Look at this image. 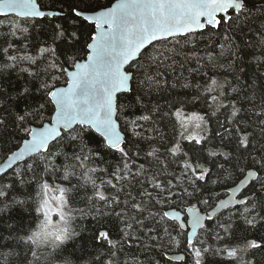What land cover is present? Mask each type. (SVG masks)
I'll return each mask as SVG.
<instances>
[{"label":"snow or ice","instance_id":"obj_1","mask_svg":"<svg viewBox=\"0 0 264 264\" xmlns=\"http://www.w3.org/2000/svg\"><path fill=\"white\" fill-rule=\"evenodd\" d=\"M260 69L264 0H0V264H259Z\"/></svg>","mask_w":264,"mask_h":264},{"label":"trees","instance_id":"obj_2","mask_svg":"<svg viewBox=\"0 0 264 264\" xmlns=\"http://www.w3.org/2000/svg\"><path fill=\"white\" fill-rule=\"evenodd\" d=\"M45 2L47 3V0H45ZM255 37L253 36V34L249 33L248 36L245 38V39H254ZM149 51H151V49H149ZM246 51H248L250 54L249 56H246L245 57V62L246 63H251V54H252V50L251 49H246ZM241 55H243V53H241ZM178 61L181 60L180 57L177 58ZM221 62H224L223 60ZM188 67H195V64L192 63V64H188L186 65L185 67V70H184V77L188 78L189 80H192L193 77L195 76V74H192V75H189L188 71L186 70ZM261 71H264V69H260ZM180 69L179 67L176 68V72H177V75H179L180 73ZM220 72L224 73L225 75H227L228 73L225 72V70L221 69L219 70ZM247 73L249 76H251L255 71H256V65L255 63H252V67L250 69H246ZM232 77L229 75V79H231ZM170 80L174 79L173 77H169ZM241 79L244 80L246 79V77L241 74ZM183 82V80L181 81V83ZM202 82V81H201ZM185 93H188L189 96L192 94V90L190 89H183L181 87H177L176 89H172L171 90V96L175 97L176 94H179L181 96H183ZM167 95V93H166ZM219 115V114H218ZM221 119H223V116L220 117ZM210 128H213L215 127V120L213 119V121L210 123ZM159 127L161 128V131L167 136V135H170V126H165L163 123L161 125H159ZM109 162L113 163V165L115 164V161L112 160L111 157L108 158ZM140 161H138L139 163ZM106 165H101V167H104ZM211 167V165H209ZM213 173L215 174V169H213ZM50 179V178H49ZM57 182V181H56ZM60 182V181H59ZM72 183H76L75 179L72 181ZM66 186H68L66 184ZM217 191H221L222 195L221 197L223 196V192H222V189H217ZM89 193H90V188H89ZM81 195H83V192H81ZM215 201H213L214 203ZM192 203H195V201L193 200ZM75 206L77 207H84V204H76ZM188 205H187V202L185 201H178L177 204H176V208H179V209H184L186 208ZM164 210V209H163ZM12 221H8V223H11ZM82 227H84L87 231L83 232L82 235L84 236H88L90 234V231L93 227H98V225L95 224V222L93 221V218L91 216L87 217L86 219L80 221ZM169 223H176L175 221H170ZM116 239H118V237H114ZM250 238H254V237H250ZM84 242L83 241H80V240H77L76 242V245L74 246L75 247V252H73V249L72 248H69L68 251L66 252H63L61 257H60V264H63V261L67 260L70 262V264H83L82 260H78L77 257H80V256H83V253L80 251V247L83 246ZM88 248H89V251H91V245L89 244L88 245ZM3 251H7L6 249L3 250ZM97 251H102V249H97ZM179 251V250H177ZM93 256L96 255V252H93L92 253ZM255 258L256 260L259 262V264H264V253H261V252H257L256 255H255ZM83 259L84 260H87L89 259L87 256H83ZM163 264V262H162ZM170 264H183V262H178V261H171Z\"/></svg>","mask_w":264,"mask_h":264},{"label":"water","instance_id":"obj_3","mask_svg":"<svg viewBox=\"0 0 264 264\" xmlns=\"http://www.w3.org/2000/svg\"><path fill=\"white\" fill-rule=\"evenodd\" d=\"M221 198H225L224 195ZM215 203H216V201L213 204H215ZM165 210H167V208H165ZM176 210L177 211H183L182 209H179V208H176ZM185 215H187V214L185 213ZM175 222L178 223L177 221H175ZM172 254H177L178 255V254H181V253H180V251H176L175 253H172Z\"/></svg>","mask_w":264,"mask_h":264},{"label":"rangeland","instance_id":"obj_4","mask_svg":"<svg viewBox=\"0 0 264 264\" xmlns=\"http://www.w3.org/2000/svg\"><path fill=\"white\" fill-rule=\"evenodd\" d=\"M57 183H59V181H57ZM165 210V209H164Z\"/></svg>","mask_w":264,"mask_h":264}]
</instances>
